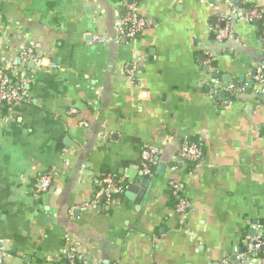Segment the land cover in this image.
<instances>
[{
  "label": "crops",
  "instance_id": "obj_1",
  "mask_svg": "<svg viewBox=\"0 0 264 264\" xmlns=\"http://www.w3.org/2000/svg\"><path fill=\"white\" fill-rule=\"evenodd\" d=\"M136 3L151 24L120 41L124 0H0V67L26 47L44 59L28 65L29 101L13 116L0 104L5 264H59L67 235L100 264H264L246 248L264 242V86L253 76L264 47L246 19L264 0ZM230 84L247 89L233 95ZM185 141L200 147L198 165L179 158ZM150 149L141 204L126 190L124 204L106 205L103 180L140 187ZM171 181L192 204L186 217ZM96 195L102 204L83 209Z\"/></svg>",
  "mask_w": 264,
  "mask_h": 264
},
{
  "label": "built area",
  "instance_id": "obj_2",
  "mask_svg": "<svg viewBox=\"0 0 264 264\" xmlns=\"http://www.w3.org/2000/svg\"><path fill=\"white\" fill-rule=\"evenodd\" d=\"M125 14L120 19V41H133L150 26V21L143 17L137 8L136 0H124ZM230 18L223 19L227 22ZM246 19L250 22L258 21L262 29V39L264 47V8L251 9L246 15ZM230 27L226 24L224 27L218 28L217 39L223 41L231 35ZM35 47H26L22 49L18 56L12 61L0 67V104L7 107L9 113L13 116L15 111L21 106L25 105L30 99V91L28 86L32 83L30 75L31 70L28 68L32 64L36 68L44 66V59L37 55ZM51 68L56 67L55 64L50 65ZM128 74L134 75L135 68L127 71ZM255 82L264 86V64H262L254 76ZM247 86H236L230 84L228 91L230 94H237L245 92ZM72 113H76V109H72ZM156 150H146L143 155L141 172L147 177L151 178L155 174L157 166ZM179 158L183 161L194 163L198 165L202 159V151L196 143L185 141L179 152ZM105 183L104 199L108 206H118L124 204V195L128 188L126 181L118 182L116 176L113 174L107 175L103 180ZM51 180L49 175L41 177L39 180L38 193L46 192L50 187ZM170 190L172 195L177 200V212L186 217L192 210V204L184 194L180 184L177 181H171ZM100 195H96L93 199L84 202L83 209L92 210L101 205ZM85 244L72 238L70 235L66 236V247L59 264H100L96 260L95 250L93 246L86 247L83 251L82 248ZM247 255L258 253L262 251L264 257V242L254 239L246 243ZM4 252L0 246V264H5Z\"/></svg>",
  "mask_w": 264,
  "mask_h": 264
},
{
  "label": "water",
  "instance_id": "obj_3",
  "mask_svg": "<svg viewBox=\"0 0 264 264\" xmlns=\"http://www.w3.org/2000/svg\"><path fill=\"white\" fill-rule=\"evenodd\" d=\"M256 75V71L253 72V76ZM225 79L226 81H229L230 80V76L226 75L225 76ZM234 84H237L236 82H234ZM164 166H161V168L163 169ZM141 175H142V184L140 187H137L135 185H129L128 188H127V193H126V196L129 197L130 199H132L130 197V194L133 193V192H137V191H140V195L138 197V199H135L134 202L137 204V205H140L144 196H145V191H146V188L148 187V184L150 183V180L148 178H145L141 172Z\"/></svg>",
  "mask_w": 264,
  "mask_h": 264
},
{
  "label": "trees",
  "instance_id": "obj_4",
  "mask_svg": "<svg viewBox=\"0 0 264 264\" xmlns=\"http://www.w3.org/2000/svg\"><path fill=\"white\" fill-rule=\"evenodd\" d=\"M19 109V108H18Z\"/></svg>",
  "mask_w": 264,
  "mask_h": 264
}]
</instances>
